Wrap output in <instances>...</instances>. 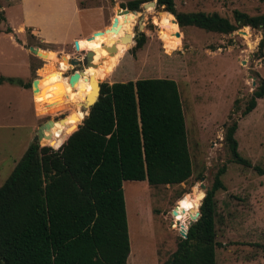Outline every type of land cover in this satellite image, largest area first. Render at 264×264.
<instances>
[{
  "label": "rangeland",
  "instance_id": "rangeland-1",
  "mask_svg": "<svg viewBox=\"0 0 264 264\" xmlns=\"http://www.w3.org/2000/svg\"><path fill=\"white\" fill-rule=\"evenodd\" d=\"M52 1L25 0V5L38 12ZM126 1L80 0L81 5L99 7V12L85 11L81 18L83 27L97 26L102 16L96 29L101 33L87 38L90 32L74 39L77 50L72 40L51 51L29 28L19 24L18 0H0V76L29 84L34 78L42 82L48 77L34 93L29 87L0 83V184L27 144L35 142L33 136L39 124L49 120L58 130L61 117L71 113V119L83 118L76 114L75 106L85 95L92 73L91 61L84 66L83 55L86 50L92 55L100 48V57L105 61L102 67L106 69L100 71L99 83L148 77L174 81L191 166L190 176L178 184L121 182L129 249L125 264H166L179 230L184 223L182 229L187 225L186 211L192 215L198 209V195L210 186L221 165L223 188L213 195L214 264H264V94L248 113L240 115L257 84L255 75L264 86V35L248 26L227 34L177 26L178 43L165 51L159 33L168 21L161 16L160 7H145L143 4L153 0H144L136 10L115 15V8H126ZM173 4L177 11L216 12L228 19L233 9L248 15L264 12V0H173ZM130 13L135 16L132 25ZM112 17L116 18L115 31L108 29ZM28 21L38 23V31L46 38L64 36V31L54 30L34 15ZM139 34L142 39L134 50L115 54L105 50L113 42L132 40ZM259 39L261 58L255 55ZM28 46L37 47L39 54H32ZM73 56L79 61L70 65L67 59ZM59 71H64L62 76ZM73 71L78 76L69 84L67 76ZM78 106L87 111L86 103ZM231 121L236 123V151L249 166L230 161L222 137ZM252 166L262 172L259 174Z\"/></svg>",
  "mask_w": 264,
  "mask_h": 264
},
{
  "label": "trees",
  "instance_id": "trees-1",
  "mask_svg": "<svg viewBox=\"0 0 264 264\" xmlns=\"http://www.w3.org/2000/svg\"><path fill=\"white\" fill-rule=\"evenodd\" d=\"M143 1L128 0L125 7L136 10ZM154 2L168 21L159 33L165 51L178 43L177 26L227 34L245 25L264 35V12L248 15L233 9L228 19L216 12L177 11L173 0ZM130 15L132 25L135 16ZM139 36L109 44L113 49L108 52L136 49L142 39ZM100 55L99 48L90 57V84L75 106L76 114L83 118L71 119L70 113L62 118L58 130L52 125L43 129L39 146L28 143L0 184V264H125L129 249L121 182L173 185L190 176L173 80L148 77L101 82L96 100L87 111L79 109L92 93V82L101 79ZM255 55L262 57V39ZM63 72L57 73L62 76ZM255 77L257 84L240 115L248 113L264 94L263 81ZM47 79L36 81V87ZM1 82L29 87L16 78L0 76ZM235 127L231 121L222 140L230 161L249 166L236 151ZM252 168L262 172L257 166ZM223 171L221 165L210 186L198 195V216L187 226L185 237L177 238L166 264H214L213 195L223 188L219 179Z\"/></svg>",
  "mask_w": 264,
  "mask_h": 264
},
{
  "label": "crops",
  "instance_id": "crops-1",
  "mask_svg": "<svg viewBox=\"0 0 264 264\" xmlns=\"http://www.w3.org/2000/svg\"><path fill=\"white\" fill-rule=\"evenodd\" d=\"M19 24L22 27L29 28L30 31L38 37V41L48 50L54 51L64 44H71L72 40L87 36L90 32L98 29V25L102 22V16L97 22V26L91 24L82 25L81 15L85 11H97L98 6L81 5L80 0H53L44 9L42 7L38 12L32 11L25 5V0H18ZM30 15L36 16L39 20H45L54 30L64 31L62 39L46 38L38 31L39 24L28 21ZM73 30V31H72Z\"/></svg>",
  "mask_w": 264,
  "mask_h": 264
},
{
  "label": "water",
  "instance_id": "water-1",
  "mask_svg": "<svg viewBox=\"0 0 264 264\" xmlns=\"http://www.w3.org/2000/svg\"><path fill=\"white\" fill-rule=\"evenodd\" d=\"M145 7L147 6H151L153 7L155 5V2L154 0L153 1H148L146 2L145 4H143ZM129 11L126 9V8H120V7H117L115 8V12L114 14L117 15V14H125V13H128ZM161 12H165V11H161ZM171 15V14H170ZM172 16V15H171ZM172 21L176 24L173 16H172ZM177 26V25H176ZM243 27L245 25H242ZM105 29V28H104ZM108 29L111 30V31H115L116 29V18L115 17H112L110 22H109V25H108ZM101 33V30H94L92 31L88 36L87 38H91L93 35H99ZM177 33L174 32V35H176ZM73 48L74 50H77V45H76V41L74 40L73 41ZM113 49V46L110 45L108 48H105V50L108 52L109 50H112ZM28 50L32 53V54H36L38 55L39 52H38V48L37 47H32V46H28ZM110 54V53H108ZM90 55H91V52L89 50H86L84 52V55H83V63H84V66H86L88 63H89V60H90ZM78 58H75V56L71 57V58H68L67 59V62L70 64V65H75L77 64L78 62ZM78 76V73L76 71H73L71 72L68 76H67V82L69 84H71ZM36 81L37 79L34 78L30 81V84H29V88H30V92L31 93H34L36 91ZM98 84L99 82H92L91 86H92V93L90 94L89 97H86L85 98V103L87 104V109L88 107L96 100V97H97V93H98ZM62 118H59L58 119V122L61 123L62 121ZM51 124V122L49 120H46L45 122L39 124L36 129H35V135L33 136V139L35 140L36 143H38V140L43 136L42 135V131L43 129H48V126ZM170 213L172 215L175 214V211L174 210H171ZM198 216V211L196 210L192 215H190V219H188L187 221V225L185 227V229H180L179 230V236L181 238H184L185 237V231H186V228L187 226L193 222L196 217Z\"/></svg>",
  "mask_w": 264,
  "mask_h": 264
},
{
  "label": "bare ground",
  "instance_id": "bare-ground-1",
  "mask_svg": "<svg viewBox=\"0 0 264 264\" xmlns=\"http://www.w3.org/2000/svg\"><path fill=\"white\" fill-rule=\"evenodd\" d=\"M161 13V12H160ZM102 63H103V65H105V61H103L102 60ZM103 69H106V67H103ZM83 73V69L81 70V71H79V74H82ZM88 93V92H87ZM84 105H85V103H84ZM76 110V109H75ZM64 118V117H63ZM74 120H76V117H74ZM172 210H174V209H172ZM175 211V210H174ZM175 213H176V211H175ZM186 214H187V216H188V218L190 219V215L191 214H189V212L188 211H186ZM182 228V227H181Z\"/></svg>",
  "mask_w": 264,
  "mask_h": 264
},
{
  "label": "built area",
  "instance_id": "built-area-1",
  "mask_svg": "<svg viewBox=\"0 0 264 264\" xmlns=\"http://www.w3.org/2000/svg\"><path fill=\"white\" fill-rule=\"evenodd\" d=\"M73 47V46H72Z\"/></svg>",
  "mask_w": 264,
  "mask_h": 264
}]
</instances>
